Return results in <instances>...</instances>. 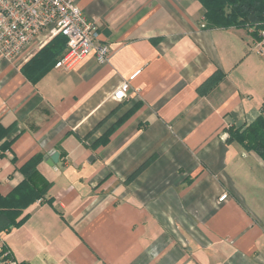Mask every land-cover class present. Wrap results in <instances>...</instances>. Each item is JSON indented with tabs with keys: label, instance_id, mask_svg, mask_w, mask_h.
Here are the masks:
<instances>
[{
	"label": "crops",
	"instance_id": "crops-1",
	"mask_svg": "<svg viewBox=\"0 0 264 264\" xmlns=\"http://www.w3.org/2000/svg\"><path fill=\"white\" fill-rule=\"evenodd\" d=\"M75 3L108 63L90 54L71 70L36 68L37 41L0 60V226L19 222L0 231L10 256L264 264V160L231 137L264 117V57L249 31L208 27L197 0ZM138 71L126 98L112 99ZM34 156L48 189L29 201L15 191Z\"/></svg>",
	"mask_w": 264,
	"mask_h": 264
},
{
	"label": "built area",
	"instance_id": "built-area-1",
	"mask_svg": "<svg viewBox=\"0 0 264 264\" xmlns=\"http://www.w3.org/2000/svg\"><path fill=\"white\" fill-rule=\"evenodd\" d=\"M58 34L66 38V48L55 68L74 69L90 54L95 56L98 64L109 62L108 45L99 41L95 22L84 16L75 0H0V60L13 63L32 43L40 42V49ZM255 41V53L264 57V29L258 32ZM138 73L122 82L111 98L117 101L126 98L129 81ZM227 198V193H222L218 201L224 202ZM0 258L5 264H18L1 238Z\"/></svg>",
	"mask_w": 264,
	"mask_h": 264
},
{
	"label": "trees",
	"instance_id": "trees-1",
	"mask_svg": "<svg viewBox=\"0 0 264 264\" xmlns=\"http://www.w3.org/2000/svg\"><path fill=\"white\" fill-rule=\"evenodd\" d=\"M205 10L204 19L206 25L210 28L230 27L245 29L249 31L251 37L258 39V32L264 29V0H197ZM66 48V38L61 34L56 35L43 45L29 60L28 64L34 63L36 68L39 66H54ZM27 66V64H26ZM42 72V71H41ZM8 128L0 124V141L7 135ZM232 139L243 143L245 149L256 151L264 160V117L259 118L245 128L241 133L237 130L232 132ZM7 146V145H6ZM40 157L34 156L27 161L20 171L24 176V180L20 183L15 192H26L29 201L31 196L28 193L32 189L33 201L41 199L47 189L46 182L40 180L35 167ZM24 185V188H23ZM26 188V190H25ZM20 190V191H19ZM11 201H17L18 197H13ZM28 200L23 207L28 205ZM19 205V204H17ZM21 208H9L5 211H13L16 216L17 211ZM5 216V215H4ZM19 222L9 221L0 226V231L10 226H17Z\"/></svg>",
	"mask_w": 264,
	"mask_h": 264
},
{
	"label": "water",
	"instance_id": "water-1",
	"mask_svg": "<svg viewBox=\"0 0 264 264\" xmlns=\"http://www.w3.org/2000/svg\"><path fill=\"white\" fill-rule=\"evenodd\" d=\"M57 160H58V154L55 153V154H53V155L50 157V159H49L48 162H49V164L53 165V164L57 163Z\"/></svg>",
	"mask_w": 264,
	"mask_h": 264
}]
</instances>
